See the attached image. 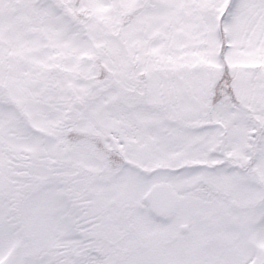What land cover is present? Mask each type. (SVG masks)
I'll return each instance as SVG.
<instances>
[{
	"label": "snow or ice",
	"instance_id": "snow-or-ice-1",
	"mask_svg": "<svg viewBox=\"0 0 264 264\" xmlns=\"http://www.w3.org/2000/svg\"><path fill=\"white\" fill-rule=\"evenodd\" d=\"M0 264H264V0H0Z\"/></svg>",
	"mask_w": 264,
	"mask_h": 264
}]
</instances>
